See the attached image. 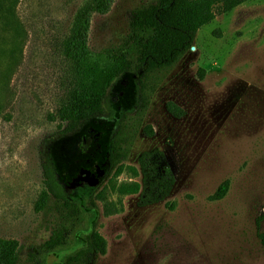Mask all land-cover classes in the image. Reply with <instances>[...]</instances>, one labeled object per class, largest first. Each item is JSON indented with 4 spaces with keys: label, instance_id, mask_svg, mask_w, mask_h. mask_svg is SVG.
I'll list each match as a JSON object with an SVG mask.
<instances>
[{
    "label": "rangeland",
    "instance_id": "1",
    "mask_svg": "<svg viewBox=\"0 0 264 264\" xmlns=\"http://www.w3.org/2000/svg\"><path fill=\"white\" fill-rule=\"evenodd\" d=\"M88 1L18 3L25 44L0 96V237L18 240L17 264H64L93 222L108 250L93 255L92 264H264L259 236L264 232V0H249L229 13L217 10L197 31L191 49L155 72L150 103L141 117L134 115L125 163L138 165L144 151L162 149L175 174L169 196L140 206L138 194L127 195L124 210L106 216L102 203L92 210L90 200L110 176L97 186L67 182L84 220L69 245L46 246L59 212L55 204L36 208L45 188L43 163L60 137L58 111L75 86L76 69L64 42L77 10ZM151 1L114 0L108 12L95 13L91 49L118 44L133 10ZM4 41L0 38V49L8 51ZM6 61L0 62V80L7 78ZM118 90L107 97L106 118L118 114ZM170 101L184 115L171 114Z\"/></svg>",
    "mask_w": 264,
    "mask_h": 264
},
{
    "label": "trees",
    "instance_id": "2",
    "mask_svg": "<svg viewBox=\"0 0 264 264\" xmlns=\"http://www.w3.org/2000/svg\"><path fill=\"white\" fill-rule=\"evenodd\" d=\"M19 1L0 0V31H3L0 38L2 43L4 40L10 43L8 51L0 49V62L7 59V78L0 80V96L10 84L25 44L26 30L18 13ZM247 1H151L133 10L129 29L118 44L99 51H93L89 45L92 16L108 12L114 0H89L77 10L64 42V54L75 65V86L68 103L57 114L60 137L51 145L49 160L43 163L45 188L36 207L44 210L55 204L59 212L45 241L49 249L69 245L84 220V211L77 200L71 199L66 184L71 186L82 170L94 171L100 167L110 176L101 190L94 188L90 200L92 210L98 206L97 201L101 202L106 216L123 211L127 195L138 194L140 206L169 196L175 174L162 149L144 151L138 165L125 163L134 138V134L130 135L134 133V115L141 117L150 103L158 84L155 72L179 61L193 46L197 31L216 18L217 10L229 13ZM116 86H119L118 114L106 118V100ZM166 107L176 117L185 113L172 101ZM3 108L0 101V118ZM147 129L148 134H154L151 126ZM124 174L127 179L120 180ZM220 191L224 192V187ZM113 195L115 199L111 198ZM259 236L264 243V232ZM107 250V239L93 222L82 235L81 246L66 256L64 264H92L93 255H104ZM18 261V240L0 237V264Z\"/></svg>",
    "mask_w": 264,
    "mask_h": 264
},
{
    "label": "water",
    "instance_id": "3",
    "mask_svg": "<svg viewBox=\"0 0 264 264\" xmlns=\"http://www.w3.org/2000/svg\"><path fill=\"white\" fill-rule=\"evenodd\" d=\"M91 171H89L88 169L86 170H82L81 171V175L79 177L76 178V181L71 185V187H76L77 185L80 184V180L81 179H85L84 175H90ZM104 170L100 169L99 170V175L96 176L95 174L90 175V178L88 180V183L90 186H97L100 182V177L104 176Z\"/></svg>",
    "mask_w": 264,
    "mask_h": 264
},
{
    "label": "flooded vegetation",
    "instance_id": "4",
    "mask_svg": "<svg viewBox=\"0 0 264 264\" xmlns=\"http://www.w3.org/2000/svg\"><path fill=\"white\" fill-rule=\"evenodd\" d=\"M100 169H101L100 167H97L96 170H94V171L89 170V171H91L90 175L95 174L96 176H98V175H99V170H100ZM103 170H104V169H103ZM104 173L106 174L105 170H104ZM105 174H104V176H105ZM80 175H81V174H80ZM90 175H87V176L84 175V176H85V179H81V180H80V184L77 185V186H81V185H84V184H88V185H89L88 180H89V178H90ZM104 176L100 177V180H101V178H103Z\"/></svg>",
    "mask_w": 264,
    "mask_h": 264
}]
</instances>
